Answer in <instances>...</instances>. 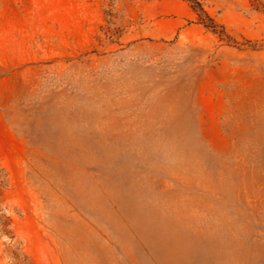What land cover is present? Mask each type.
Segmentation results:
<instances>
[{
    "label": "rangeland",
    "instance_id": "374dc122",
    "mask_svg": "<svg viewBox=\"0 0 264 264\" xmlns=\"http://www.w3.org/2000/svg\"><path fill=\"white\" fill-rule=\"evenodd\" d=\"M0 0V264H264V0Z\"/></svg>",
    "mask_w": 264,
    "mask_h": 264
},
{
    "label": "trees",
    "instance_id": "16d2710c",
    "mask_svg": "<svg viewBox=\"0 0 264 264\" xmlns=\"http://www.w3.org/2000/svg\"><path fill=\"white\" fill-rule=\"evenodd\" d=\"M196 2L198 3V6H200L201 10L203 11L202 13L205 14L207 16V18L209 19V22H208V25L209 26H213V27H216L217 24L215 23L214 19L212 17H210L206 12L205 10H203V8L201 7V4L199 1L196 0Z\"/></svg>",
    "mask_w": 264,
    "mask_h": 264
}]
</instances>
